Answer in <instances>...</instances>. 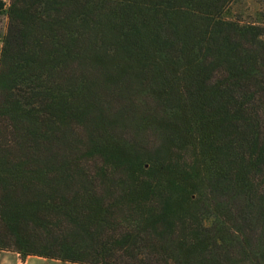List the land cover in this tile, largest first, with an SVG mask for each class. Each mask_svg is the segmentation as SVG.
<instances>
[{
    "label": "trees",
    "instance_id": "obj_1",
    "mask_svg": "<svg viewBox=\"0 0 264 264\" xmlns=\"http://www.w3.org/2000/svg\"><path fill=\"white\" fill-rule=\"evenodd\" d=\"M237 0H0V251L264 264V24Z\"/></svg>",
    "mask_w": 264,
    "mask_h": 264
},
{
    "label": "rangeland",
    "instance_id": "obj_2",
    "mask_svg": "<svg viewBox=\"0 0 264 264\" xmlns=\"http://www.w3.org/2000/svg\"><path fill=\"white\" fill-rule=\"evenodd\" d=\"M6 5L10 0H4ZM227 16L232 19L241 20L244 23H253L256 25L264 24V0H237L230 6ZM7 18L5 15H0V49L1 39L6 30ZM0 253H8L0 251ZM28 264H72L58 260H50L42 257H28Z\"/></svg>",
    "mask_w": 264,
    "mask_h": 264
},
{
    "label": "crops",
    "instance_id": "obj_3",
    "mask_svg": "<svg viewBox=\"0 0 264 264\" xmlns=\"http://www.w3.org/2000/svg\"><path fill=\"white\" fill-rule=\"evenodd\" d=\"M0 264H28V260H22L18 254L13 252L0 253Z\"/></svg>",
    "mask_w": 264,
    "mask_h": 264
}]
</instances>
